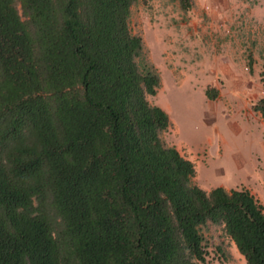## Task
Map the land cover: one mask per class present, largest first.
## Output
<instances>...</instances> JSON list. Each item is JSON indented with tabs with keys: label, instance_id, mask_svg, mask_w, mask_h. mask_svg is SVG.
<instances>
[{
	"label": "trees",
	"instance_id": "trees-1",
	"mask_svg": "<svg viewBox=\"0 0 264 264\" xmlns=\"http://www.w3.org/2000/svg\"><path fill=\"white\" fill-rule=\"evenodd\" d=\"M137 2L0 0V264H205L208 224L264 264L260 201L203 190L162 137Z\"/></svg>",
	"mask_w": 264,
	"mask_h": 264
},
{
	"label": "rangeland",
	"instance_id": "rangeland-1",
	"mask_svg": "<svg viewBox=\"0 0 264 264\" xmlns=\"http://www.w3.org/2000/svg\"><path fill=\"white\" fill-rule=\"evenodd\" d=\"M191 3L185 10L181 0H138L132 9V32L143 38L146 60L162 80L158 94L149 100L164 109L172 121L162 137L185 158L195 161L194 182L203 190L246 187L264 203L263 130L252 127L245 113L251 102H257L247 98L264 70V0ZM228 15H233L232 20H253L256 37L253 50H248V63L240 58L239 49L215 59L221 33L233 30L225 20ZM232 74L245 79L248 97L233 92ZM212 89L218 91L215 100L207 95ZM250 121L256 123L252 118ZM203 234L209 253L205 264H246L222 226L208 224Z\"/></svg>",
	"mask_w": 264,
	"mask_h": 264
},
{
	"label": "crops",
	"instance_id": "crops-1",
	"mask_svg": "<svg viewBox=\"0 0 264 264\" xmlns=\"http://www.w3.org/2000/svg\"><path fill=\"white\" fill-rule=\"evenodd\" d=\"M232 18H233V15L232 16L228 15L225 18L226 21L230 22L229 24H231V26L233 27V30L231 32L227 31L228 32L227 35L224 33H221L220 38H219V42H218V46H217L219 52H217L218 55L217 54L215 55V59L221 60L222 58L226 57V55L224 54L226 51H231V50L235 51V50L239 49L241 51L242 55H244L243 58L241 57L242 55L240 56V58L242 60L244 59L245 63L246 62L248 63L249 62V60H248L249 51L248 50H253V45L255 42L254 38L256 37L255 32H254V30H252V25H251L253 20L251 21V18H249V20H247L243 17H241L240 19H237L234 17V20H232ZM235 60H237V59H235ZM222 67L224 68V70L227 69L226 68L227 65H222ZM263 71L260 72V77H259L260 83L257 84L255 91L252 92L251 96L247 99H255V100L257 99L256 101H258V100L264 98V79L261 76ZM232 77H233L232 80H233V86H234L232 89L233 92L240 94V95L243 94L244 96L248 97L247 94L249 93V91L245 90V87H246L245 86L246 83L244 82L245 79L243 77H239V76H236L234 74H232ZM227 95H228V98L231 97V95H229V92L227 93ZM254 103L255 102L250 103L251 105L249 107V110H247L245 108V113H246V116H248V122L250 124H254V125H252V127H255L257 129H262L263 135H264V119L262 118L261 114L256 113L253 110ZM243 105L245 107V103ZM249 118L250 119L252 118L253 120H255L256 123H252ZM263 146H264V144H263ZM187 159L192 161L195 164V161L191 157H187ZM248 190H250L251 193L264 206V203L261 200V198L259 197V195L252 189H248ZM240 256H241L242 260L247 264L245 258L241 254H240Z\"/></svg>",
	"mask_w": 264,
	"mask_h": 264
}]
</instances>
